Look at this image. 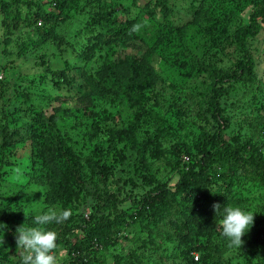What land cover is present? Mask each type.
<instances>
[{"label":"trees","instance_id":"16d2710c","mask_svg":"<svg viewBox=\"0 0 264 264\" xmlns=\"http://www.w3.org/2000/svg\"><path fill=\"white\" fill-rule=\"evenodd\" d=\"M39 1L23 2L29 10L30 33L13 55L34 57L35 48L68 49L72 59L54 65L50 79L59 96L76 97L67 112L89 114V131L80 144L81 138L72 144L58 142L56 117L61 108L52 103L55 97L42 108L0 99V185L2 173L15 160L17 145L27 144L36 158L29 182L44 189L48 206L72 212L64 223L46 226L57 233V248L66 249L64 264H161L155 251L156 259L149 262L156 240L153 230L157 220L170 213L181 219L175 223L177 239L166 240L177 242L174 248L181 262L188 258L182 264H264V204L255 206L254 224L240 249L228 247L219 223L223 209L242 200V195H264V84L256 72L253 46L264 28V0ZM176 2L186 3V13L172 12ZM73 3L75 20L65 13ZM207 6L230 14L223 17L207 10L206 21L208 14H216L215 24L199 25ZM245 10L248 18L237 25ZM17 12L13 7L10 15ZM85 19L86 32L79 31L83 42L71 45L61 32ZM18 20L10 17L6 25ZM136 24L142 25L139 32H130ZM45 78L37 76L31 82L43 87ZM180 104L185 105L186 120L177 109ZM145 121L160 127L161 142L187 140L176 151H166L165 159L154 160L148 148L151 137L139 141ZM38 143L43 147L38 149ZM129 150L149 175L148 184L157 183L141 197H120L115 181L110 182ZM183 156L189 157L184 164ZM154 165L169 169L175 181V176L168 181L164 170L155 172ZM91 196L98 198L95 206L88 203ZM16 199L13 196L8 203ZM124 203L131 205L127 211L120 208ZM86 204L88 220L79 219ZM0 221L9 233L1 241L9 246L11 259L6 263L21 264L16 231L22 224L1 215ZM32 222L26 221L24 227L30 228ZM131 223L141 224L146 238L122 233ZM116 245L117 251L110 250Z\"/></svg>","mask_w":264,"mask_h":264},{"label":"rangeland","instance_id":"374dc122","mask_svg":"<svg viewBox=\"0 0 264 264\" xmlns=\"http://www.w3.org/2000/svg\"><path fill=\"white\" fill-rule=\"evenodd\" d=\"M34 1L37 2L39 0ZM44 1L47 2V0ZM113 1L122 3L126 2V0ZM144 1L145 0H140L139 3L143 4ZM23 2L24 0H0V51H5L4 54H0V67L2 66L0 68V73L2 75V79L0 80V99L8 102V104L13 103L12 105L34 106L35 108H42L44 106L50 105V101L55 97L52 103L57 102L58 106L57 104H55L57 106V109L61 108V112H59L58 114L59 118L56 117V126L57 129L60 130V134H55L59 135L58 142L65 141L66 144H72L75 143L78 138H81L78 139V144H80L83 141L82 139L85 138V135H87L89 131L87 125L91 121L89 120L91 119V117L88 116L89 114L80 116L78 113L74 114L73 112H67V110H70L76 104V97L73 96L74 98H71L66 94L59 96L61 92H59L58 88L50 79L51 73L52 71H54V65H56L57 67L62 62H69L72 59L70 57V54L67 53L68 49L64 47V49H62L61 51H52V49L48 47H45L44 49L35 48L32 51L34 57L31 55L29 57L27 54H25L24 56L22 54L23 57H18L20 53L16 54L15 56L13 55L18 51L16 50L17 45L22 46L26 43L27 37H29L30 33L29 28L26 26V19L29 10L27 11L22 6ZM39 3L40 1L37 2V4ZM170 4H172V2H170ZM3 5L5 6V10L2 12ZM45 5H47V3H45ZM13 7L14 10H18V12L12 13L10 15V11ZM207 10L209 12H211V10H214L215 13L222 15L223 17L230 14L218 9H213L212 7L209 8V6H207L206 8H203L199 25L208 24L207 26H213V24H215V20L213 19V17L216 16V14H208L209 19L208 21H206ZM176 11L180 12L181 15L186 13V3L176 2L173 6L172 12ZM76 12L77 6L75 3H73L72 7H67L65 9V13H69L68 16L72 20H75ZM245 13L246 14H244L240 20L238 19L239 22L237 20V25H239L241 21L244 22L248 18L247 15H249V12L247 13V10H245ZM10 17H19V20L16 22V24L7 26L6 21L9 20ZM140 17L144 18L142 14H140ZM189 17L190 15H188L187 19H189ZM87 18L90 19V17ZM86 19L83 21V23L77 21L73 22V24L67 28L66 33L61 32L62 36H65L69 39L68 42H70L71 45L75 44L76 42H83V39L85 37L79 35V31L83 30L86 32V30H84L88 22V20ZM175 19L177 20V18ZM63 24H65L64 26H66V24L68 23L64 22ZM229 28L230 32H232L235 27L231 25ZM82 35H86L87 37L89 36L88 34ZM253 46L254 56L256 58V72L259 77V82L264 84V28L262 33L255 39ZM28 48H30V45ZM43 53L44 55L48 53L47 55L50 56L44 57L42 55ZM47 64L52 67L47 68ZM46 75H49V78L46 79ZM37 76L44 77L47 81V83L43 85V87H37V84L40 83L33 84L31 82L33 78ZM40 92L42 94H40ZM43 94L48 95L49 99L44 98L46 95ZM184 108V104H180L177 107L181 118L186 120L187 116ZM12 115H14V118L18 117L15 111L12 112ZM74 116H78V119H75ZM189 117H191L190 119H192V114H190ZM145 123L141 125V129L139 131V141H145L148 136L151 137L153 144H151L148 148H150V152L152 154L151 156L153 159L157 157V159H165V157L169 156L166 151L170 149H174V151H176L178 149V146L181 145L183 141L187 140L183 138L180 140L175 137L173 141H169V143L166 141L161 142L160 140L162 139V136H160L158 132L160 127L157 125L155 126L148 121H145ZM111 126V124H108V128H110ZM183 133L186 134L188 132L185 131ZM104 139H106V137L103 138V140ZM38 147V149H40L41 147H43V145L38 143ZM14 156V162L8 165L6 167V170H4L1 175V177L4 179V182H1L0 185V215L3 218L7 217L9 220H17L18 222H20L19 224H22V226L26 221L33 220V224L31 225L30 223L29 227H36L37 225L34 224V217L36 215L43 214L47 212L48 209H55L56 211L57 209L54 206H48L46 204L43 188L37 187L34 184H31L32 182H29V179H32L30 177V174L33 172L31 164H33V162L36 160V158H33V156L30 154L29 146L27 144L25 146H20V144H18L15 149ZM186 158L189 157H182L183 164L186 163ZM140 165L141 164L139 163L137 154L132 150H129L123 155V161L121 162V165H117L116 167L114 180H110V182L115 181L114 187L117 186V188L119 189V191L116 192V195L118 194L120 197H122V195L124 197H129V195H136L137 197H141V194L149 191V189L156 187V181L155 184H148L149 175L143 170ZM38 166V163H35V167ZM157 170H159L160 173L161 170H164L165 177L168 181L172 176H175V181L176 175H174V173H171L169 169L165 168V166L154 165V171L156 172ZM172 184H174V182H172ZM13 196H17V199L13 202L8 203V201L12 199ZM88 201V203L95 206L96 203H98V198L91 196L88 197ZM258 204L260 206L264 204V195L262 192H256L251 195H242V200H236V202L234 201L230 205L233 207L238 206L246 212L254 213V210H257L255 206ZM88 207L89 205L86 204L81 208V216L79 217V219L83 218L84 220H88V214H90ZM129 207H131L129 203H124L120 206V208H123V210L125 211H127ZM20 209H22V211H19ZM223 214L224 212L222 213V215ZM179 219H181L180 215L170 213L160 220H157V223L155 224L153 230V237L156 238V240L153 243V249L150 250V254H152V257L150 256L149 262H153L156 259V256H161L163 260L161 261V264H178L181 262V258L178 256V254H176L177 250H175L174 248L178 246L177 242L169 243L166 240L169 236H172L173 239H177V227L175 223ZM145 222H143L142 220L139 221V223L143 224ZM0 224L6 225L2 221H0ZM26 227L28 228V226ZM122 233H124L125 235L128 234L129 236L137 233L143 238H146L147 235V232H143V230H141V224L134 225L132 223L126 225V228L122 231ZM8 234L9 233L7 227L0 229V264H7L6 262L11 259L9 255L10 251L8 249L9 246L6 247V244L2 243V239H4L5 236H8ZM162 243L164 244L161 245ZM198 245L202 244L198 243L197 246ZM166 247H168V249H166ZM118 248L119 246L116 245L115 247L110 248V250L117 251ZM154 251L156 253V256L154 254ZM65 252V248H57L56 255L58 264L65 263V260L67 259ZM198 255V253L195 254V256ZM186 260L188 261V258H182L181 264L186 262ZM193 261H195V257Z\"/></svg>","mask_w":264,"mask_h":264},{"label":"clouds","instance_id":"9594fccd","mask_svg":"<svg viewBox=\"0 0 264 264\" xmlns=\"http://www.w3.org/2000/svg\"><path fill=\"white\" fill-rule=\"evenodd\" d=\"M142 25H133L130 32H139ZM2 75L0 73V80ZM189 158H186V162ZM216 212L220 206L213 205ZM224 216L220 220L222 229L221 236L228 241L229 248H242L244 244L243 237L247 234L254 224L255 215L252 212H246L240 207L228 205L223 209ZM72 215L70 209L56 211L48 209L47 212L36 215L34 224L36 227L26 228L18 227L16 231L17 249L22 250L21 264H58L57 261V233L47 230L46 226L51 223L62 224ZM4 224H0V229L6 228Z\"/></svg>","mask_w":264,"mask_h":264}]
</instances>
